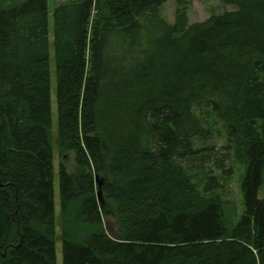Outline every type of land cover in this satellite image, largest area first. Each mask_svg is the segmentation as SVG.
<instances>
[{
  "label": "trees",
  "instance_id": "trees-1",
  "mask_svg": "<svg viewBox=\"0 0 264 264\" xmlns=\"http://www.w3.org/2000/svg\"><path fill=\"white\" fill-rule=\"evenodd\" d=\"M168 1L55 9L63 264H264V0L202 23L178 0L174 24ZM49 37V0H0V264H58ZM205 109L240 174L235 226L218 178L184 163Z\"/></svg>",
  "mask_w": 264,
  "mask_h": 264
},
{
  "label": "rangeland",
  "instance_id": "rangeland-1",
  "mask_svg": "<svg viewBox=\"0 0 264 264\" xmlns=\"http://www.w3.org/2000/svg\"><path fill=\"white\" fill-rule=\"evenodd\" d=\"M67 2V0H49V31H50V49H51V87H52V141L54 148V167H55V192H56V218H57V259L58 264H63V247L60 241V218H61V196H60V167L66 165L69 173L76 171V158L72 153L67 155V158H63L59 151L58 144V83H57V69L56 59L54 51V12L60 5ZM188 7L190 9V21L192 23H202L210 19L213 15H222L226 12H233L235 8L228 6L222 2V0H187ZM178 7V0H169L162 9L163 17L170 23L174 24L176 19ZM201 113V112H200ZM199 113V114H200ZM202 116L209 122L206 123L213 135L210 139L197 140L195 143L196 149H206L201 152L196 158L185 160V164L189 169L195 173L200 174L201 178H204L206 174L212 173V176L217 177L220 183L218 193L221 195L225 202V213L235 226L243 213V195L241 192L240 174L237 173V168L230 174H224L222 168L218 166V159L224 158L228 152L224 147L227 146L228 140L225 133V129L219 120L215 119L210 111L205 109L202 112ZM233 166V165H232ZM225 167L228 169L231 167L229 162H226ZM99 181V180H98ZM209 180H207L208 182ZM105 218L104 221H106ZM116 231V225L114 227Z\"/></svg>",
  "mask_w": 264,
  "mask_h": 264
},
{
  "label": "water",
  "instance_id": "water-1",
  "mask_svg": "<svg viewBox=\"0 0 264 264\" xmlns=\"http://www.w3.org/2000/svg\"><path fill=\"white\" fill-rule=\"evenodd\" d=\"M97 181H98V178H97ZM98 197H99V200L102 202V194L101 193L98 194ZM104 222H105V227H106V231H107L108 235L110 237H115V235H116V231L114 229V227L116 225L115 222H113L112 220H110L108 218Z\"/></svg>",
  "mask_w": 264,
  "mask_h": 264
}]
</instances>
